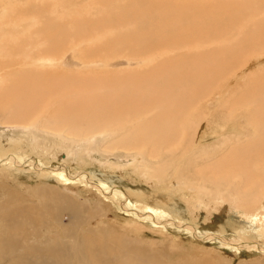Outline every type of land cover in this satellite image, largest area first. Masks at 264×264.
Returning a JSON list of instances; mask_svg holds the SVG:
<instances>
[{"label": "bare ground", "instance_id": "1", "mask_svg": "<svg viewBox=\"0 0 264 264\" xmlns=\"http://www.w3.org/2000/svg\"><path fill=\"white\" fill-rule=\"evenodd\" d=\"M69 51L78 69L67 67ZM119 58L134 68L113 69ZM263 62L264 0H0V110L6 119L76 134L109 130L118 136L115 148L138 151L146 176L186 190L206 188L212 176L226 181L225 175H238L239 185L248 186L237 192L238 203L252 210L264 208ZM241 113L253 125L246 143L224 154L202 144L210 145L213 136L204 131L200 137L204 123L219 135L236 128ZM8 162L0 165L7 171ZM67 172L52 171L66 185L77 183ZM1 183L0 264H121L127 257L128 246L95 245L97 231H83L71 218L64 224L57 208L21 209L12 197L17 193L3 189L8 181ZM94 186L127 212L137 209L138 218L170 220L163 228L180 231L175 217L150 201L133 203L104 183ZM148 256L135 264H151Z\"/></svg>", "mask_w": 264, "mask_h": 264}, {"label": "rangeland", "instance_id": "2", "mask_svg": "<svg viewBox=\"0 0 264 264\" xmlns=\"http://www.w3.org/2000/svg\"><path fill=\"white\" fill-rule=\"evenodd\" d=\"M67 54L68 68L81 67L80 63H75L73 52ZM112 64L110 66L116 70L135 66L129 65L125 58L116 59ZM249 74L247 71L243 73L241 81ZM225 94L223 99H226ZM10 121L0 110V150H4L0 158L3 164L0 162V165L14 160L13 166L6 163L8 171L0 166V183L5 181L1 183L3 186L8 181L9 186L4 184L3 189L6 193L13 191L18 194L12 197H18L21 209H30L31 212L36 209L44 213L51 207L57 208L64 224H68L71 218L83 231H97L95 245L128 246L127 257H120L121 264H135L142 257L146 259L148 254L151 255L148 256L151 264H264V208L252 210L239 205L237 192L238 195L246 193L248 186L244 184L243 189L239 185L241 179L238 180V175L233 178L225 175L226 181L219 177L212 179V176L205 182L206 188L184 190L181 184L178 186L169 180L161 182L148 174L146 176L140 161L135 159L138 151L115 148L112 142L118 136H109V130L76 134L66 129L35 128L30 121ZM237 121L236 128L219 135L208 123H204L200 137L204 131L213 136H208L210 139L206 141L210 145L202 144L210 146L212 150L217 147L223 149L226 145L220 144V147L218 143L225 140L229 144L224 151L221 149L224 154L234 144L246 143L253 133V125L249 124L245 113H241ZM86 127L84 132H87ZM151 160L158 162L155 158ZM207 161L200 160L199 163ZM61 169L78 177V184L66 185L52 173ZM204 179L199 183L204 184ZM95 183H104L109 190L122 191L133 203L143 199L165 209L175 217L180 231L170 226L163 228L171 223L170 220H163L162 223H154L152 219L143 221L135 215L137 209L134 207L130 208L131 213L127 212L117 199L106 200L107 192L101 193L94 186ZM38 187L40 189H36ZM10 188L13 190L10 191ZM124 198L119 200L123 201ZM187 225L191 227L189 233L184 230ZM234 233L238 234V240L232 238ZM214 236L218 238L210 239Z\"/></svg>", "mask_w": 264, "mask_h": 264}]
</instances>
